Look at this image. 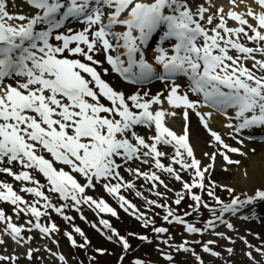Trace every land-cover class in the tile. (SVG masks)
<instances>
[{
	"label": "snow or ice",
	"instance_id": "obj_1",
	"mask_svg": "<svg viewBox=\"0 0 264 264\" xmlns=\"http://www.w3.org/2000/svg\"><path fill=\"white\" fill-rule=\"evenodd\" d=\"M18 7L15 0H0V173L20 182V192L33 199L29 202L13 183L0 181V201L14 206L17 217L21 213L28 217L17 224L0 209V245L8 237L25 247L23 255L31 262L40 249L31 247L33 237L25 232L36 229L59 247L53 237L59 227L54 222L41 223L51 209L71 224L72 231L64 233L71 246L87 252L91 240L64 210L71 208L85 220L83 206L98 215L118 216L103 197L89 194L99 185L120 208L151 228L167 264H175L174 256L160 244L190 253L196 264L205 262L192 245L222 258L214 245L220 240L234 245L236 240L217 231L218 223L237 234L250 264H264V241L260 246L252 244L225 218L247 208L250 216L259 214L264 220V184L238 190L211 179L218 156L225 171L231 170L230 165L239 170L241 160L232 154L248 156L241 134L264 128V0H227L226 4L216 0H24L22 7L27 10L16 11ZM155 37L159 42L150 60L147 53ZM110 73L137 87L131 93L119 90L107 79ZM153 80L162 85L154 93L146 87ZM205 108L210 111H202ZM214 112L225 118V135L235 144L211 127ZM190 113L199 118L214 149L203 154L210 161L207 164L196 157L190 142ZM178 115L183 121L180 132L169 123ZM136 162L148 168L132 167ZM121 170L149 182L148 191L160 199L144 196ZM161 173L179 182L180 189L170 188ZM241 176L247 179L249 172L244 169ZM160 187L165 191H159ZM217 188L229 194L228 202L216 194ZM122 190L134 191L150 211L163 209L167 225H179L200 239L174 245L169 227L156 226L154 217L139 212ZM168 192H174L176 206L190 200L189 211L179 214L173 209L167 202ZM52 194L62 203L53 202ZM203 210L208 211V219L195 223L185 219L201 216ZM99 225L102 228L92 227L121 247L119 264H124L132 248L128 238L107 219L101 218ZM205 233L218 239L205 240ZM249 234L260 239L259 233ZM129 235L151 243L147 235ZM44 249L59 264H69L63 253L47 245ZM95 251L102 255L107 250ZM225 251L231 255L234 248L225 246ZM95 259L90 257L89 264ZM18 261L15 253L0 254L4 264ZM131 264L146 262L136 258Z\"/></svg>",
	"mask_w": 264,
	"mask_h": 264
},
{
	"label": "rangeland",
	"instance_id": "obj_2",
	"mask_svg": "<svg viewBox=\"0 0 264 264\" xmlns=\"http://www.w3.org/2000/svg\"><path fill=\"white\" fill-rule=\"evenodd\" d=\"M217 176H219L220 179H223V180H221V182L223 181L224 184H229V182H233L236 179H239L238 175H237V169H235L233 171L232 176L228 175V176H226L224 178L221 175H217ZM42 182H44V181L42 180ZM238 186H239V189H241V190H247V189H250L252 187V186L251 187H247V186H242V185H238ZM67 209H69L68 210V214H71L72 216H74V219H76V222L79 223L82 226H85V223L87 222V220H91V218H90L91 216L89 215V213L83 214L86 217V220H85V219H81L80 216L77 217L76 213L73 212L71 208H67ZM53 217H54V215H53ZM73 223H75V221ZM157 223L160 226L163 224L161 217H158ZM165 226L169 227L170 233L173 236L172 243L174 245L183 242L184 239H188L190 242L192 241V238L189 237L188 235L186 236L181 228H179L177 226L175 227V226H172V225H167V224ZM68 227H69L68 229H71V231H72L70 223H69ZM0 228H1V225H0ZM142 229L146 230V228H144V227H142ZM62 234H63V232L60 233V236L59 235L56 236L57 239L60 240L59 247H57V244H55V246L53 247V244H54L53 242H49L48 245L47 244L41 245V244H38V243H40V240H37V245H35V249L38 248V249H40V251L36 252V254L33 257V260L31 262H28L26 260H23V261L20 260V261H18V264H53L52 260H54V259H53L52 256H50V254L48 252L45 251V249H44L45 245H47V247L52 249L54 252L57 251L55 249L59 248L58 250L60 252H62L68 258V260L70 261L71 264H80L81 261L83 262V264H89L88 256H82L81 257L79 253H78V256H77L75 251L72 250L73 247L71 246L70 242ZM129 234H130V232H128V235ZM89 236L90 237H92V236L96 237V234L92 230H90ZM89 236H88V238H89ZM129 236H132V235H129ZM194 239H200V237L194 238ZM203 239L207 240V239H212V238H211V236H207V237L204 236ZM94 242H93V244H94ZM158 243H159V241L156 240L155 236H154V238L151 239V243L144 242L145 246H148V247H144L143 249L137 250L135 252V254H134V257L143 259L146 262V264H155L156 262H160L163 259L160 256L159 251L157 249V244ZM93 244H91V246H93ZM259 245H261V244H259ZM91 246L89 248H91ZM192 246L195 247L196 252L199 253L204 260L206 259V261L209 262L208 264H226V262H231V263L234 262V264L249 263V261H246V258L243 261H242V259H236L239 262H237L235 260L231 261L230 258H227V257L226 258H221V260H219V259L218 260H213L211 258L209 259V256L206 253L202 252V250H201L199 245H192ZM98 248H103V246H100ZM160 248L165 249L166 251H172V254L174 256V260H175L176 263L178 262V263H181V264H188V260L189 259L186 258V255L182 254L181 252H176L174 249L170 250L164 244H160ZM235 248H236V252L242 250L240 244L238 246H236ZM218 250L220 251V249H218ZM13 253L14 252L10 251V248H6V247L0 245V254L11 255ZM45 254H47L48 257L40 258V257L45 256ZM191 258L192 257H190V259ZM111 262H113V261H111ZM129 262H127V263L129 264ZM165 262L167 263V261H165ZM127 263L124 262V264H127ZM0 264H4V262H0ZM93 264H96V263L93 262Z\"/></svg>",
	"mask_w": 264,
	"mask_h": 264
},
{
	"label": "bare ground",
	"instance_id": "obj_3",
	"mask_svg": "<svg viewBox=\"0 0 264 264\" xmlns=\"http://www.w3.org/2000/svg\"><path fill=\"white\" fill-rule=\"evenodd\" d=\"M21 0H15L18 6H21L24 4L20 3ZM217 3H225L227 0H220L217 1ZM11 3V0H10ZM20 7L16 9L19 10ZM11 10V9H10ZM154 93V91H152ZM180 111V110H179ZM178 111V112H179ZM202 111H210V109H202ZM197 121V122H196ZM192 128L190 130V142L193 145L194 148V153L198 159H201L202 162H204L208 157L204 156L203 154L205 152H211L213 150L212 146L209 144L207 141L206 137L204 136V132H202L203 126L199 123V118L195 117L192 119ZM170 125L177 131L180 132L182 129V116L178 115L175 118L170 119L169 121ZM210 124L215 126H221L223 129H227L225 127V118L217 113H213L212 119L210 121ZM143 131V130H142ZM241 135L245 136H257L261 138L263 143L260 146V154L249 158L246 163H241L240 165V170H239V177H240V182L244 183V185H260L264 184V128H256L251 131L245 130ZM218 160L216 162L217 166ZM246 169L249 172V178L243 179L241 176L242 171ZM124 174V172H123ZM0 181H7L9 183H13L14 189L18 187V182H14L13 179L7 174L0 173Z\"/></svg>",
	"mask_w": 264,
	"mask_h": 264
}]
</instances>
